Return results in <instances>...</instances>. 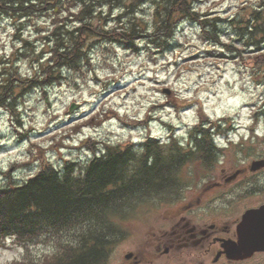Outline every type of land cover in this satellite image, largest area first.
Here are the masks:
<instances>
[{
  "label": "rangeland",
  "instance_id": "obj_1",
  "mask_svg": "<svg viewBox=\"0 0 264 264\" xmlns=\"http://www.w3.org/2000/svg\"><path fill=\"white\" fill-rule=\"evenodd\" d=\"M140 1L136 14L144 15L150 32L154 5L151 0ZM263 2L192 1L205 17L249 18L259 10L262 16L253 22L257 25L264 22ZM19 21L0 18V61H4L0 68L14 65L21 77H30L38 67L41 39L29 18L21 19L22 32L16 33ZM237 23L220 21L212 31L216 39L202 34L198 20L180 16L162 48H149L147 36L140 38L136 48L92 39L82 73L65 71L64 80L46 84L44 91L38 84L15 83L14 113L0 107V185L6 176L26 178L42 162L58 168L66 161L82 165L107 144L139 145L151 135L184 138L199 122L220 133L216 140L224 148L219 167L230 170L264 156V73L247 56L240 59L222 44L243 38L238 31L243 26ZM16 34L24 37L25 44ZM240 46L250 49L248 44ZM180 172L187 182L176 198L140 204L121 219L124 234L112 244L105 264H198L150 253L152 226L162 224L171 201L188 197L189 186L209 181L205 167L187 163ZM57 246L36 242L21 247L8 238L0 241V264H15L24 253L36 262L46 261ZM127 253L140 261L125 258ZM212 264H264V253L246 261Z\"/></svg>",
  "mask_w": 264,
  "mask_h": 264
},
{
  "label": "trees",
  "instance_id": "obj_2",
  "mask_svg": "<svg viewBox=\"0 0 264 264\" xmlns=\"http://www.w3.org/2000/svg\"><path fill=\"white\" fill-rule=\"evenodd\" d=\"M192 1L151 0L154 20L149 32L144 15L136 14L140 0H0V18L33 20L41 39L33 75L21 77L14 65L0 68V107L14 113L12 87L17 82L38 84L44 91L46 84L64 80L65 71L82 73L92 39L136 48L140 38L147 36L149 48H162L180 16L198 20L202 34L216 39L212 31L220 21L238 22L243 38L223 46L240 59L247 56L264 73V46L260 44L264 43V22L253 24L261 11H253L252 20L243 15L205 17ZM19 25L16 33L22 32ZM15 37L25 44L23 36ZM242 43L250 49L244 50ZM262 108L264 116V104ZM206 124H195L186 141L151 135L139 145L107 144L82 165L66 161L58 168L42 162L22 180L6 176L0 185V241L11 238L21 247L36 242L58 245L49 260L36 262L24 253L15 264H105L112 244L124 234L122 218L140 204L176 198L187 182L180 172L187 163L205 167L207 173L211 170L223 148L215 141V127Z\"/></svg>",
  "mask_w": 264,
  "mask_h": 264
},
{
  "label": "flooded vegetation",
  "instance_id": "obj_3",
  "mask_svg": "<svg viewBox=\"0 0 264 264\" xmlns=\"http://www.w3.org/2000/svg\"><path fill=\"white\" fill-rule=\"evenodd\" d=\"M223 154L215 157L209 181L189 186V195L171 202L162 224L152 226L151 255L185 259L198 264L241 262L264 253L256 250L244 258H229L223 244L236 240V226L243 213L264 203V164L251 168L242 162L230 170L219 167ZM228 170V171H227ZM135 255V254H134ZM134 262L140 259L135 256Z\"/></svg>",
  "mask_w": 264,
  "mask_h": 264
},
{
  "label": "water",
  "instance_id": "obj_4",
  "mask_svg": "<svg viewBox=\"0 0 264 264\" xmlns=\"http://www.w3.org/2000/svg\"><path fill=\"white\" fill-rule=\"evenodd\" d=\"M263 164V159L253 160L251 168H258ZM223 246L227 257L233 259L247 257L256 250H264V203L243 213L236 226V240H226ZM124 256L129 258L131 253Z\"/></svg>",
  "mask_w": 264,
  "mask_h": 264
}]
</instances>
